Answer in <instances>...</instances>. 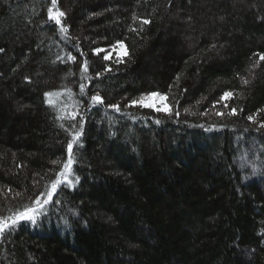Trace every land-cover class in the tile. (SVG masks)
<instances>
[{
	"label": "trees",
	"instance_id": "16d2710c",
	"mask_svg": "<svg viewBox=\"0 0 264 264\" xmlns=\"http://www.w3.org/2000/svg\"><path fill=\"white\" fill-rule=\"evenodd\" d=\"M261 56L264 0H0V264H264Z\"/></svg>",
	"mask_w": 264,
	"mask_h": 264
},
{
	"label": "snow or ice",
	"instance_id": "6c2138e0",
	"mask_svg": "<svg viewBox=\"0 0 264 264\" xmlns=\"http://www.w3.org/2000/svg\"><path fill=\"white\" fill-rule=\"evenodd\" d=\"M53 3H55V0H53ZM58 15L59 16H63L64 13L63 12H60V13H58ZM53 18L55 19L56 17H53ZM57 23H59V20L58 19H57ZM144 23H149V21H144ZM105 58H107V57H105ZM260 59L261 60H264V56H261ZM48 95L51 96L53 94L52 93H49ZM157 95H158L157 93H153L152 94V96H157ZM228 96H230V93H225V97H228ZM94 99L97 100V101H99V102H101V103L103 102L101 100V98L98 97V96L97 97H94ZM148 99H149V97H143V98H141L138 101H134L133 103H139V104H141L142 106H145V107H148V106H153L154 107V105H149V104L145 103V101H147ZM234 112H235V110H233V113ZM249 119H252V117H249ZM261 127H264V125H261ZM77 135H79V134H77ZM72 148H73V145L71 143H69V145H68V154H69V156H68V162L66 164H64V171L60 173V176L61 177H64L65 178V181L66 182H69V183H70V181H67L66 174L71 171V165L74 162L73 161V158H72ZM60 183H61V180H57L52 185L53 190H55V188L57 187V185L60 184ZM36 203L39 205L40 204V201H36ZM34 211H35L34 209L28 208V209H25V211L18 213L17 216H18L19 219H27V220H30L32 222H35V216L31 214ZM15 222L16 221L13 220V223H15ZM4 227H7V224H5Z\"/></svg>",
	"mask_w": 264,
	"mask_h": 264
},
{
	"label": "rangeland",
	"instance_id": "374dc122",
	"mask_svg": "<svg viewBox=\"0 0 264 264\" xmlns=\"http://www.w3.org/2000/svg\"><path fill=\"white\" fill-rule=\"evenodd\" d=\"M124 54H125V50L123 47H121V49H119V55H124ZM157 94H158L157 96H152V94L146 96V97H149V99L147 101H145V103H147L149 105H154V107L148 106L150 108H154V109L159 110L161 112L168 113L171 110V107L167 101L166 96L159 94V93H157ZM46 200H45V198L39 199L38 201H40V204L38 205L36 203L35 206L33 208H31V209L35 210L31 214L35 216L39 212H42V210L45 208ZM4 225L5 224H0V233L5 228Z\"/></svg>",
	"mask_w": 264,
	"mask_h": 264
}]
</instances>
